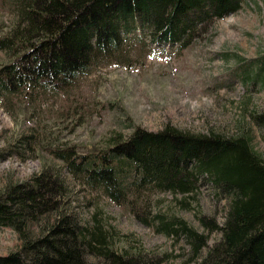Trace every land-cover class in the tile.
<instances>
[{
	"label": "trees",
	"instance_id": "16d2710c",
	"mask_svg": "<svg viewBox=\"0 0 264 264\" xmlns=\"http://www.w3.org/2000/svg\"><path fill=\"white\" fill-rule=\"evenodd\" d=\"M242 1L2 0L17 15L10 26L0 27V50L10 59L0 65V96L5 102L20 95L33 99L41 88L63 89L98 65L125 63L133 48L128 35L135 26L148 32L151 43L181 49L202 23L235 12ZM134 43L148 46L139 35ZM242 75V80L263 83L264 54L247 63ZM255 111L250 112L252 119L261 123L264 113ZM241 121L232 134L135 127L126 139L113 133L105 141L108 147L85 154L62 145L50 150L61 168L127 205L142 224L165 235H181L190 252L185 264H264V156L253 147L250 128ZM32 138L31 133L20 135L13 145L31 148ZM2 157L6 154L0 151ZM57 169L44 166L28 183L0 191V225L12 226L22 240L19 251L0 257V264H87V254L97 260L94 264H162L164 258L174 264L167 252L158 256L129 249L108 222L104 225L93 216L92 224L80 225L63 208L55 210L54 221L40 225L39 236L33 238L26 228L31 220L60 201L66 208L69 196ZM201 179L226 202L221 225L210 216L198 218L208 233H220L205 254L207 233L175 213H146L148 191L162 189L195 200ZM21 251L28 253L20 257Z\"/></svg>",
	"mask_w": 264,
	"mask_h": 264
},
{
	"label": "rangeland",
	"instance_id": "374dc122",
	"mask_svg": "<svg viewBox=\"0 0 264 264\" xmlns=\"http://www.w3.org/2000/svg\"><path fill=\"white\" fill-rule=\"evenodd\" d=\"M16 12L0 0V27L10 26ZM134 28L128 35L133 48L125 63L98 65L70 86L40 90L37 98L21 95L7 104L1 101L0 151L6 157L0 158V191L8 192L11 184L28 183L44 166L57 167L69 196L66 208L60 201L31 220L26 228L33 238L39 236L41 227L54 221L55 210L63 208L80 225L92 224L93 216L104 225L108 222L129 249L158 256L167 252L169 262L185 264L190 252L181 235H165L142 224L127 205L117 204L100 189L90 188L61 168V161L50 149L62 145L85 154L105 147L113 133L126 139L135 127L151 132L170 126L194 133L217 130L232 134L243 122L237 121L244 120L253 147L264 156V117L257 124L250 114L252 110L264 113V82L242 80L244 66L264 54V0H243L235 12L202 23L195 38L182 49L139 47L140 43H134L137 36L145 42L149 34L141 33V26ZM9 61L0 50V65ZM30 133L31 148L13 145L18 136ZM148 192L149 207L147 212L143 209L148 215L175 213L208 234L202 254L219 241L220 233H208L198 218L210 216L221 225L225 198L210 192L203 179L197 182L195 200L162 189ZM21 243L17 230L0 225V257L19 251ZM27 253L21 251L19 256ZM84 259L87 264L97 261L89 254ZM166 263L164 258L162 264Z\"/></svg>",
	"mask_w": 264,
	"mask_h": 264
}]
</instances>
